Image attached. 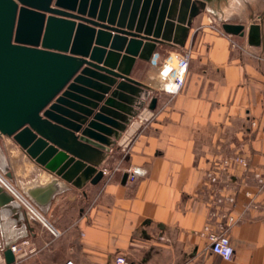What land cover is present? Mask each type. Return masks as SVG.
<instances>
[{"label": "crops", "instance_id": "crops-1", "mask_svg": "<svg viewBox=\"0 0 264 264\" xmlns=\"http://www.w3.org/2000/svg\"><path fill=\"white\" fill-rule=\"evenodd\" d=\"M261 16L264 0H224L194 18L184 47L158 44L163 54L192 52L186 84L175 95L161 90L150 60H137L132 76L153 91L101 165L114 171L109 180L77 187L2 138L0 168L45 221L13 201L0 206V264L13 245L14 264H115L117 254L139 264H264V188L254 178L255 171L264 174V46L222 27L224 20L248 26ZM234 154L248 167L224 170L217 186L209 184L206 171ZM129 168L142 173L123 181ZM53 181L45 203L29 194L34 188L45 196ZM218 192L235 201L216 204ZM229 214L235 253L226 260L211 251L208 232L224 230Z\"/></svg>", "mask_w": 264, "mask_h": 264}, {"label": "water", "instance_id": "water-1", "mask_svg": "<svg viewBox=\"0 0 264 264\" xmlns=\"http://www.w3.org/2000/svg\"><path fill=\"white\" fill-rule=\"evenodd\" d=\"M222 1L0 0V140L77 187L98 183L109 150L153 91L132 76L137 60L149 61L158 44L184 47L194 18ZM222 27L264 46V16ZM157 103L151 96L148 108ZM56 187L29 194L45 203ZM12 201L0 184V206ZM4 254L16 262L11 247Z\"/></svg>", "mask_w": 264, "mask_h": 264}, {"label": "built area", "instance_id": "built-area-1", "mask_svg": "<svg viewBox=\"0 0 264 264\" xmlns=\"http://www.w3.org/2000/svg\"><path fill=\"white\" fill-rule=\"evenodd\" d=\"M192 57V52L189 49H184L177 53H167L155 50L150 63L156 66L158 69L159 78L161 80V90L169 93L170 95H175L181 92L186 84L187 75L190 67V60ZM142 123L146 122L147 119H141ZM254 123V122H253ZM249 162L247 158L242 154L228 155L221 158L218 162L214 164L209 170L206 171V181L211 185H218L220 183V174L224 170H229L235 167H248ZM120 166L117 165L114 170H119ZM104 175L108 176V180L113 175V170L110 172L107 168H104ZM142 173L140 168H129L128 169V179L134 181ZM254 178L258 182L260 189L264 188V174L261 171L254 172ZM0 184L13 196V202L17 205L24 207L29 213L35 215L42 221H45L44 216L41 214L36 204L33 202L31 197L25 193L22 189L18 188L17 185L12 181V179L6 174V172L0 171ZM250 195V192H246ZM214 202L216 204H222L224 202L233 203L235 197L231 194H222L218 192L214 195ZM233 215L229 214L227 216V223L224 230L215 231L209 230L206 226L208 232V238L210 240L211 251L222 257L223 259L230 260L233 258L235 249L231 243L230 237L228 235V229L230 225L234 222ZM55 235L58 232L52 228ZM12 249L17 251V246L13 245ZM115 264H139L138 262L127 258L124 254H117L114 257ZM63 264H77L73 260H66Z\"/></svg>", "mask_w": 264, "mask_h": 264}, {"label": "rangeland", "instance_id": "rangeland-1", "mask_svg": "<svg viewBox=\"0 0 264 264\" xmlns=\"http://www.w3.org/2000/svg\"><path fill=\"white\" fill-rule=\"evenodd\" d=\"M7 155V154H6ZM0 171H2V169L0 168ZM13 181V180H12ZM16 185H17V187L18 188H20V189H22V187L17 183V182H15V181H13Z\"/></svg>", "mask_w": 264, "mask_h": 264}]
</instances>
